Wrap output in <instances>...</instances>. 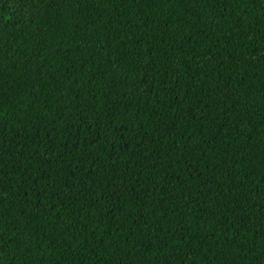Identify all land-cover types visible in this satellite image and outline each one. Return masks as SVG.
I'll return each instance as SVG.
<instances>
[{
  "label": "trees",
  "instance_id": "trees-1",
  "mask_svg": "<svg viewBox=\"0 0 264 264\" xmlns=\"http://www.w3.org/2000/svg\"><path fill=\"white\" fill-rule=\"evenodd\" d=\"M0 264H264V0H0Z\"/></svg>",
  "mask_w": 264,
  "mask_h": 264
}]
</instances>
